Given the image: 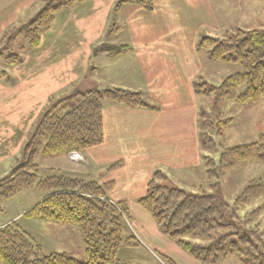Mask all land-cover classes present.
Instances as JSON below:
<instances>
[{"label": "crops", "instance_id": "0c3cea01", "mask_svg": "<svg viewBox=\"0 0 264 264\" xmlns=\"http://www.w3.org/2000/svg\"><path fill=\"white\" fill-rule=\"evenodd\" d=\"M42 1L0 0V32L22 25ZM118 1L88 0L62 10L41 37V51L53 71L65 69L68 81L82 77L73 90L139 93L149 107L103 104V143L84 152L83 164L73 165L72 173L112 184L109 198L126 203L129 214L135 208L138 217L129 216L133 233L151 255H164L175 264H200L163 236L136 202L154 172L179 177L203 164L195 83L210 59L198 42L220 31L216 13L211 0H153L151 12L128 5L115 11ZM121 47L127 52L111 56L100 50ZM115 163L118 167L111 170ZM137 182L138 198L133 194ZM177 184L188 191L184 183ZM219 264L240 263L227 258Z\"/></svg>", "mask_w": 264, "mask_h": 264}, {"label": "trees", "instance_id": "16d2710c", "mask_svg": "<svg viewBox=\"0 0 264 264\" xmlns=\"http://www.w3.org/2000/svg\"><path fill=\"white\" fill-rule=\"evenodd\" d=\"M85 1L88 0H61L58 5L43 9L38 17L46 19L39 25V31L32 35L29 46H38L40 34L50 26L58 10ZM127 5L140 6L147 12L154 7L153 0H119L114 10ZM198 48H208L212 61L241 67V72L223 81V88L232 90L244 85L245 91L240 96L242 102L264 98V30L238 33L224 40L201 38ZM101 52L124 54L127 47L102 48ZM103 101L128 109L149 108L139 93L120 89L76 90L44 115L30 144L39 148L44 142L41 152L44 157L85 152L100 146L103 143ZM207 143L201 142L204 151ZM231 152L232 157L239 161L264 163V135L250 145L233 148ZM36 154L33 150L29 159L32 161ZM29 159L24 158L22 165L0 181V202L23 191L36 189L42 198L23 217L75 226L82 236L86 260L78 261L64 253L44 254L40 246L13 222L0 228V264H134L119 259V253L128 247L126 243L133 237L125 236L126 203L113 202L109 198L112 184L85 181L58 170L57 174L41 178L29 172L34 167ZM115 167L118 163L112 169ZM165 179L162 172H154L144 195L136 202L163 236L200 264H219L227 258L240 264H264L263 248L259 251L253 243V236L234 224L235 213L229 210L219 191L189 193L160 185ZM263 195L264 178L245 190L243 202ZM226 230L228 233L218 234ZM205 238L210 240L207 246L190 242ZM230 238L236 240L227 242ZM247 249H251L253 254ZM168 263L174 264L171 260Z\"/></svg>", "mask_w": 264, "mask_h": 264}, {"label": "rangeland", "instance_id": "374dc122", "mask_svg": "<svg viewBox=\"0 0 264 264\" xmlns=\"http://www.w3.org/2000/svg\"><path fill=\"white\" fill-rule=\"evenodd\" d=\"M59 1L61 0H43L36 9L35 7L32 9L31 17L23 20L22 25L11 26L0 32V181L22 165L24 158L28 160L33 150L37 154L32 161L29 159L34 166L31 171L28 170L29 172L45 178L57 174L56 170H60L64 175L87 179V175L72 173L73 165L83 164L84 152L44 157L41 154L44 142L39 148L30 144L44 115L76 91L73 89L82 79L81 77L76 82L68 81L63 73L65 69L53 71L48 55L43 56L44 52L41 51V37L50 30L57 13L71 7L58 10L50 26L40 34L38 46L34 48L29 46V40L33 39L32 35L39 31V25L46 19L39 18L38 14L48 6L58 5ZM211 3L220 31L212 33L208 38L224 40L238 33L264 30V0H211ZM25 15L29 16V12L27 11ZM201 51L202 54H209L208 48ZM241 71L237 64L206 60L201 73L202 79H197L195 83L201 142H208L204 147L206 151L203 150L206 156L203 158L202 166L191 171L186 170L179 177L176 173H169L160 185L178 188V181L187 185L186 192L189 193L208 194L211 190L219 191L229 210L235 213L234 224L243 232L251 234L253 243L262 251L264 195L243 202V193L263 180L264 163L239 161L232 157L231 150L250 145L264 135V98L242 102L240 96L245 91L244 85L234 87L232 90L222 87L227 77ZM76 74H80V70H77ZM114 165L117 166V163L110 167L111 170ZM91 167L92 163L89 168ZM102 171H97L100 177L103 175ZM97 177L99 178V175ZM88 178L94 177L92 175ZM192 186L195 189L189 190ZM140 190L141 182H137L133 191L137 198ZM41 197L40 192L31 189L19 193L14 198L1 200L0 228L14 222L40 246L44 254L64 253L78 261H85L82 236L75 226L23 217L24 213L38 204ZM130 215L131 219L138 217L135 208L131 207L130 214L128 212V218L125 219V236H131L133 240L129 238L130 241L126 243L128 247L119 253V259L134 264H169L170 259L166 256L157 254L153 256L141 246L133 233ZM228 231H219L218 234ZM235 240L236 238H230L227 242ZM190 242L203 246L210 244V240L206 238ZM247 252L253 254L251 249H247Z\"/></svg>", "mask_w": 264, "mask_h": 264}]
</instances>
